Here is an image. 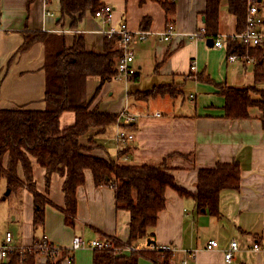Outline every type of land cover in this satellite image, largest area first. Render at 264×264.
Returning a JSON list of instances; mask_svg holds the SVG:
<instances>
[{"label":"crops","instance_id":"crops-1","mask_svg":"<svg viewBox=\"0 0 264 264\" xmlns=\"http://www.w3.org/2000/svg\"><path fill=\"white\" fill-rule=\"evenodd\" d=\"M170 1L176 6L171 15L156 0H102L113 7L112 22L104 23L88 12L77 28L72 29L71 18L60 19L61 0H0V109L46 107V45L38 41L23 49L24 31L64 34L68 46L73 44L76 34H82L87 50L102 53L106 38L103 30L125 21L131 31L139 32L143 30V19L148 17L147 39L132 44L137 68L135 79L101 83L99 78L89 77L85 85L90 109L96 107L100 112L119 114L127 109L135 114V121L124 126L126 123L118 118L104 133H91L97 140L94 146L89 137H82L81 142L92 146L90 153L95 156L118 159L122 147L116 134L124 126L134 133L135 140L119 161L133 165L159 164L167 158L175 181L191 192L197 189L200 169L237 160L241 169L240 187L221 191L218 215L200 210L191 195H181L168 187L165 207L152 231L153 240L157 248L163 245L174 248L172 264H264V251L251 249L254 240L264 243L262 111L252 108L248 118H227L225 97L218 87L253 85L254 63L228 58L226 40L237 34L238 20L229 12L227 0L222 1L219 13L218 38L224 43L222 48L207 44V38L191 36L204 23L207 0ZM169 22L175 24L177 31L165 41L161 35ZM194 63L196 69L191 70ZM200 76L209 77L211 82ZM164 84H178L182 93L148 99L132 94ZM258 88L264 85L259 84ZM186 89L191 101H186ZM75 120V111H64L60 127L72 125ZM31 161L35 189L47 198L44 224L34 226L32 190L21 184L9 188L10 194L6 195L7 179L2 177L0 211L4 213L1 220L5 221L6 231L3 234L0 230V243L7 232L12 233L14 244L22 246H29L46 234L68 252L75 236L88 240L110 236L128 241L130 212L117 208L111 185H97L91 170H86L85 181L77 188V210L70 224L62 210L64 177L53 173L47 187L46 169L35 158ZM18 176L25 181L22 165L18 167ZM210 239H217L219 247L207 249ZM231 240L240 242L239 250L227 262L224 252ZM249 242L250 252L246 251ZM145 245L147 241L138 248ZM94 254L95 249L80 248L72 252V260L66 257L62 264H94ZM124 255L130 256L131 252ZM45 262V256L37 257L36 264ZM138 264L154 263L139 255Z\"/></svg>","mask_w":264,"mask_h":264},{"label":"trees","instance_id":"trees-1","mask_svg":"<svg viewBox=\"0 0 264 264\" xmlns=\"http://www.w3.org/2000/svg\"><path fill=\"white\" fill-rule=\"evenodd\" d=\"M143 2L144 0H139ZM162 4L168 15L176 11L170 0H156ZM223 0H207L204 11L206 38H218L220 7ZM264 6V0H258ZM104 5L102 0H61L60 19L71 18V28L76 29L88 12H95ZM227 7L238 20V31L245 27L248 0H227ZM148 20V21H147ZM148 17L142 21V29L148 28ZM23 49L42 41L46 45V93L45 109H0V179H7L11 190L26 184L34 194V226L44 224L47 198L35 189L31 158L46 169V185L55 172L64 177L63 191L66 222L72 224L77 210V188L85 181L86 170H91L97 185L108 184L114 188L116 206L130 212V230L127 242L108 236L116 248L134 246L131 255L112 249H95L94 264H138L139 255L148 257L154 264H172L173 252L157 248L153 242L138 248L141 242L152 234L159 212L166 204V189L172 187L181 195H191L200 210L218 215L220 193L224 189L240 187L241 169L237 160L218 163L213 168H202L198 173L197 189L194 192L180 186L172 173L167 158L159 164L133 165L119 161L130 146L121 149L118 159H106L93 155L92 146H85L82 137H89L90 144H96L94 133L105 132L118 121L119 113L100 112L91 108L86 98V80L99 78L101 83L110 81L117 73V60L122 54L118 36L105 38L104 51L97 53L86 48L85 38L76 34L71 46L66 44L64 34L41 30L24 31ZM227 55L235 54L245 62L253 59L254 84L244 87L220 84L225 97V116L244 119L250 116L252 108L262 111L264 125V48L246 47L234 37L227 38ZM211 82L210 78L200 76ZM135 75L130 78L134 80ZM182 93L178 84H164L145 91L132 92L141 99ZM254 95H257L256 98ZM64 111H75L72 125L60 127V116ZM124 126H127L125 124ZM124 126H122L124 128ZM126 129V128H124ZM22 165L25 181L18 176ZM26 248L24 253L14 252L6 262L0 264H36L40 254ZM70 252V253H69ZM66 249L45 256V264H62L71 255Z\"/></svg>","mask_w":264,"mask_h":264},{"label":"built area","instance_id":"built-area-1","mask_svg":"<svg viewBox=\"0 0 264 264\" xmlns=\"http://www.w3.org/2000/svg\"><path fill=\"white\" fill-rule=\"evenodd\" d=\"M93 15L102 19L104 23H108L113 21L114 10L110 4H104L101 8L93 12ZM176 31L175 24L169 22L161 37L163 40L168 41L172 38ZM103 33L106 38H113L114 36H118L119 38L122 54L117 60V73L113 79L126 82L137 72V68L135 66V51L132 49V44L145 41L149 35V32L147 30L133 32L129 29L128 24L125 21H122L118 26L112 24L109 28L103 30ZM191 36L192 38H206L205 26L202 25L198 31H196ZM234 38L239 40V42L244 44L246 47L264 48V6L260 5L258 0H248L245 27L241 31H238ZM214 45L222 48L224 43L220 38H217L214 42ZM228 58L231 61L240 59L235 54L228 55ZM247 61H253V59L249 58ZM195 69L196 64L194 63L191 66V70ZM135 117V114L128 111L127 109L122 110L119 114V119H122L126 124L135 121ZM116 140L119 145L124 148L134 142L135 135L133 132L127 131V129L120 128L116 134ZM111 241L112 240L108 238L88 240L83 236H75L69 248L71 255L68 256V258L69 260H72V252L85 247L92 249H112L116 252H131L137 249L136 247L130 245H124L122 248H116ZM219 245L220 244L217 239H210L206 244V248L213 250L218 248ZM26 248H30L32 249L31 251L33 253L43 256L51 253L53 254L63 249L55 242L50 240L46 234H43L41 238L34 240V242L29 246L16 245L13 243L12 233L7 232L4 242L0 243V263L6 262L10 255L14 252L24 253ZM161 248L174 252V248L169 245H163ZM251 249L255 252L264 251V243H262L260 240H254L251 245ZM238 250L239 244L237 240H231L228 248L224 252L225 260L227 262H231Z\"/></svg>","mask_w":264,"mask_h":264},{"label":"rangeland","instance_id":"rangeland-1","mask_svg":"<svg viewBox=\"0 0 264 264\" xmlns=\"http://www.w3.org/2000/svg\"><path fill=\"white\" fill-rule=\"evenodd\" d=\"M188 89H186L185 90V95H186V101H191V100H188L189 98H188ZM8 187L6 188V190L4 191V194H6L7 193V191H8ZM10 194V193H9ZM8 194V195H9ZM10 198L11 199H9L10 200V202L13 200V198H12V196H10ZM4 199L6 200V202H9V201H7V199L4 197ZM13 204V203H12ZM3 214L4 213H1V211H0V230H2L3 231V234L5 233V231H6V228H5V221L4 220H1V217H3ZM4 227V228H3ZM261 241V240H260ZM239 242V241H238ZM262 242V241H261ZM240 243V242H239ZM263 243V242H262ZM240 246H241V248H242V245L240 244ZM246 248H247V250L246 251H248V252H250V242L246 245Z\"/></svg>","mask_w":264,"mask_h":264},{"label":"water","instance_id":"water-1","mask_svg":"<svg viewBox=\"0 0 264 264\" xmlns=\"http://www.w3.org/2000/svg\"><path fill=\"white\" fill-rule=\"evenodd\" d=\"M214 42H215V40L213 38L207 39V44H210L211 46L214 45ZM9 193H10V189H8L6 195L9 194ZM153 242H154L153 239H151V238L147 239V245H151Z\"/></svg>","mask_w":264,"mask_h":264}]
</instances>
